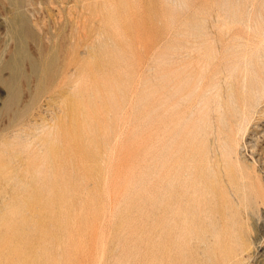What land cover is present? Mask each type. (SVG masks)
<instances>
[{"label": "rangeland", "instance_id": "rangeland-1", "mask_svg": "<svg viewBox=\"0 0 264 264\" xmlns=\"http://www.w3.org/2000/svg\"><path fill=\"white\" fill-rule=\"evenodd\" d=\"M219 6L233 20L215 40ZM263 11L264 0H0V264H211L207 246L178 233L177 253H167L164 193L171 187L170 210L180 208L174 219L198 216L204 229L215 199L223 206L231 183L239 186V160L264 192V65L251 50L264 39ZM244 62L256 67L246 86ZM229 68H238L234 94ZM254 89L263 94L259 110L240 132L236 109L252 103ZM233 139L236 159L227 155ZM259 190L260 246L251 264H264Z\"/></svg>", "mask_w": 264, "mask_h": 264}, {"label": "bare ground", "instance_id": "bare-ground-1", "mask_svg": "<svg viewBox=\"0 0 264 264\" xmlns=\"http://www.w3.org/2000/svg\"><path fill=\"white\" fill-rule=\"evenodd\" d=\"M48 1V0H47ZM20 2V1H19ZM22 2V1H21ZM31 2V1H30ZM65 2V1H64ZM14 3V2H13ZM60 3V2H59ZM62 3V2H61ZM47 4V3H46ZM53 4V3H52ZM11 5H12V3H11ZM18 5V4H17ZM33 5V4H32ZM15 6H16V3H15ZM221 6V5H220ZM220 6H219V10L215 13V15H214V21H215V23H216V31H215V40H217L218 38L220 39L221 38V35H220V32H218L219 30L221 31L222 29H224L225 28V26H227V25H229V21L230 20H233V18L232 19H227L226 18V15L228 14V16H229V12H230V10H229V12L227 13V14H224L223 12H222V10H220ZM20 8V7H19ZM25 8V7H24ZM234 8V7H233ZM223 9H227L226 7L225 8H223ZM17 10V9H16ZM216 10V9H215ZM19 11V10H18ZM21 11V10H20ZM262 11V10H261ZM23 12V11H22ZM264 12V11H263ZM233 13V12H232ZM236 12H234V14H235ZM238 13V12H237ZM25 14V13H24ZM12 15V14H11ZM17 15V14H16ZM21 15V14H20ZM248 15H250V14H248ZM247 15V16H248ZM22 16V15H21ZM237 16H239L238 14H237ZM241 16H242V14H241ZM241 16H239L238 18H240ZM250 17V19H251V15L249 16ZM20 18H22V17H20ZM236 18V17H235ZM242 19H243V17H241ZM248 18V17H247ZM237 19V18H236ZM242 19H238L239 21L240 20H242ZM253 19V18H252ZM27 20V19H26ZM245 20H246V18H245ZM244 20V21H245ZM8 21V20H7ZM21 21V20H20ZM254 21V20H253ZM252 21V22H253ZM26 22V21H25ZM28 22V21H27ZM231 22V21H230ZM236 22V21H235ZM242 22V21H241ZM249 22V21H248ZM255 22V21H254ZM262 22V21H261ZM263 22H264V20H263ZM7 23H9V22H7ZM39 24H40V22H38ZM244 23H246V22H244ZM28 24V23H27ZM26 24V25H27ZM222 24H223V26H222ZM250 24H252V23H250ZM257 23H255L254 25H256ZM260 24L261 23H259V28H260ZM212 25H214V23H212ZM248 25V24H247ZM262 25V24H261ZM28 26V25H27ZM251 26H253V24L251 25ZM263 26V25H262ZM223 27V28H222ZM11 28H13V27H11ZM27 28V27H26ZM237 28V27H236ZM263 28H264V26H263ZM234 30H235V27L233 28ZM254 29H256L255 28V26H254ZM12 30V29H11ZM218 30V31H217ZM225 30V29H224ZM224 30H222V31H224ZM262 30V29H261ZM25 31H26V29H25ZM27 31H28V28H27ZM232 31V30H231ZM256 31H258L257 29H256ZM13 32H15L14 30H13ZM29 32V31H28ZM218 32V33H217ZM228 32V31H227ZM236 33H238L237 32V30L235 31ZM226 33V32H225ZM229 33V32H228ZM11 34V33H10ZM235 34V33H234ZM240 34V33H239ZM256 34V33H255ZM229 35H231V34H229ZM241 35V34H240ZM254 35V34H253ZM259 35V34H258ZM264 35V34H263ZM261 36H262V34H261ZM232 37H233V34H232ZM234 37H235V35H234ZM238 39L240 38V37H237ZM262 38V37H261ZM236 39V38H235ZM212 41H213V39H212ZM253 41H254V39H253ZM256 41H257V39H256ZM211 42V41H210ZM245 42V41H244ZM219 43V42H218ZM238 43V42H237ZM240 43V42H239ZM247 43V42H246ZM253 43V42H252ZM210 44V43H209ZM208 44V45H209ZM216 44V43H215ZM241 44V43H240ZM243 44V43H242ZM247 44H249V43H247ZM185 45V44H184ZM212 45L214 46V43H212ZM252 45V44H251ZM244 46V45H243ZM243 46H242V49H244L243 48ZM248 46V45H247ZM210 47H211V45H210ZM209 47V53L211 54V56H212V52H210V48ZM217 47V46H216ZM231 47V46H230ZM236 47H237V45H236ZM251 47V46H250ZM214 48V47H213ZM239 48V47H238ZM245 48H246V46H245ZM253 48V47H252ZM23 49V48H22ZM181 49V48H180ZM237 49V48H236ZM250 49V48H249ZM212 50V49H211ZM252 51H253V55L252 56H255L257 59L259 58V61L261 60L262 61V65H264V39H262V42H261V44H259V45H257L254 49H251ZM214 51H216V49L214 50ZM244 51H246L247 52V50L246 49H244ZM252 51L250 52V53H252ZM219 52V51H218ZM249 52V51H248ZM24 53H25V51H24ZM208 53V54H209ZM214 53V52H213ZM242 53V52H241ZM245 53V52H244ZM26 54V53H25ZM178 54V53H177ZM184 54V53H183ZM238 54H239V51H238ZM21 56V55H20ZM214 56H216V55H214ZM243 56V55H242ZM241 56V57H242ZM250 56V55H249ZM22 57H24V56H22ZM28 57V56H27ZM26 57V58H27ZM188 57V56H187ZM204 57V56H203ZM210 57V56H209ZM25 58V57H24ZM178 58V57H177ZM206 59L205 60H207V58H208V56L207 57H205ZM180 59V58H179ZM204 59V58H203ZM202 59V60H203ZM211 59L213 60V57H211ZM253 59V58H252ZM210 59H208V61H209ZM212 60H210V61H212ZM255 60V59H254ZM244 61V60H243ZM260 61V62H261ZM214 62H216V60L214 61ZM227 63V62H226ZM234 63V62H233ZM243 63V62H242ZM245 63V65H244V72H243V74H241L240 75V73H239V71H238V73H239V75L240 76H242V80L244 79V82L242 81V83H243V85L244 86H246V83H249L248 82V79H247V72H250V71H254L255 70V66H253V65H251V63L250 62H244ZM207 64V63H206ZM209 64L210 63H208V66H209ZM214 64V63H213ZM10 65V64H9ZM212 65V64H211ZM222 65V64H221ZM227 65H228V63H227ZM227 65H226V67H227ZM231 65H232V63H231ZM230 65V66H231ZM243 64H241V66H242ZM260 65V64H259ZM205 66V63L202 65V67H204ZM14 67V66H13ZM220 67V66H219ZM238 67H240V66H238ZM10 68V67H9ZM183 68V67H182ZM200 68V70H201V72H202V70H203V68L201 69V67H199ZM262 66H260V69L262 70ZM205 69H206V66H205ZM236 69V68H235ZM235 69H230L229 68V70L227 71V72H230L231 73V70H234L235 71ZM238 69V68H237ZM236 69V70H237ZM182 70V69H181ZM243 70V69H242ZM241 70V71H242ZM257 71L259 70V67H257V69H256ZM14 71V70H13ZM206 71V70H205ZM233 71V72H234ZM204 72V71H203ZM236 72V71H235ZM260 72V71H259ZM217 73H218V75H217ZM245 73V74H244ZM254 73H256L257 74V72H254ZM13 74V73H12ZM222 74V73H221ZM251 74V73H250ZM264 74V73H263ZM201 75H205V72H204V74H201ZM219 76L220 74H219V72H216V74H215V76ZM224 75H226V73L224 74ZM238 75V76H239ZM258 75V74H257ZM169 76H171V75H169ZM178 76V75H177ZM216 76V77H217ZM221 76V75H220ZM263 76V75H262ZM25 77V76H24ZM172 77V76H171ZM175 77V76H174ZM202 77V76H201ZM248 77H249V75H248ZM257 77H259V76H257ZM10 78V77H9ZM166 78H168V74H167V77ZM175 78H178V77H175ZM191 78H192V80H194L193 79V76L192 77H190V80H191ZM197 78H200V76L198 77L197 76ZM220 78V77H219ZM219 78H217V79H219ZM22 79V78H21ZM171 79V78H170ZM169 79V80H170ZM187 78H185L184 80H186ZM215 79V78H214ZM235 75L233 74V73H231V74H229L228 75V81H227V79H226V81H227V85H229V89L232 91V93H233V90H234V86H236L235 84ZM246 79H247V82H245L246 81ZM167 80V79H166ZM203 79H201V81H202ZM222 80V79H221ZM220 80V81H221ZM7 81H8V78H7ZM173 81V80H172ZM171 81V82H172ZM196 81V80H195ZM199 81V85H200V83L202 84V82L200 81V80H198ZM213 81V80H212ZM216 81H219V80H216ZM169 82V81H168ZM188 81H186V83H187ZM191 82V81H190ZM197 82V81H196ZM222 82V81H221ZM240 82V81H239ZM12 83L13 82H11V85H10V88H11V86H12ZM191 83H193V82H191ZM190 83V84H191ZM212 83H215V82H212ZM212 83H211V85H212ZM225 83V82H224ZM245 83V84H244ZM172 84V83H171ZM198 84V83H197ZM218 84V83H217ZM216 84V85H217ZM189 85V84H188ZM193 85V84H192ZM215 85V87H217ZM224 85V84H223ZM243 85H240V86H242V87H244ZM251 85V84H250ZM249 85V86H250ZM191 86V85H190ZM207 86H209V84H207ZM238 86H239V84H238ZM248 86V85H247ZM253 86V85H252ZM19 87V86H18ZM168 87H169V85H168ZM179 87V86H178ZM180 87H181V85H180ZM179 87V88H180ZM193 87V86H192ZM205 87H206V85H205ZM213 87H214V84H213ZM241 87V88H242ZM39 88V87H38ZM203 88H204V86H203ZM208 88V87H207ZM212 88V87H211ZM245 88V87H244ZM244 88H242V89H244ZM248 88H250V87H248ZM247 88V89H248ZM18 89H20V88H18ZM190 89H193V88H190ZM239 89V88H238ZM251 89H252V87H251ZM255 89H257V88H255ZM254 89V91H256L255 92V94H254V92H253V95H251V97H252V99H251V101H252V103L249 105V103L247 104L248 105V107L246 106V109H243V110H241V108H239V107H237V111L240 113V123H239V121H238V123L240 124V132H241V130L243 129V127H244V125H245V123L252 117V115L253 114H256L257 112H258V97H261L263 94H264V80L262 81V85H261V88H260V91L263 93L262 95H260V96H258V90H255ZM155 90V89H154ZM181 90H183L182 88H181ZM180 90V91H181ZM205 90V92H207L206 91V88L204 89ZM244 90H246V89H244ZM244 90H242V92L244 91ZM250 90V89H249ZM12 91V90H11ZM156 91V90H155ZM217 91H219V90H217ZM247 91V90H246ZM252 91V90H251ZM36 92V91H35ZM189 92H191L190 90H189ZM195 92H196V90H195ZM216 92V91H215ZM241 92V93H242ZM249 92V91H248ZM17 93V92H16ZM152 94H153V92H151ZM180 92H178V94H179ZM193 93V92H192ZM217 93V92H216ZM215 93V94H216ZM252 93V92H251ZM260 93V92H259ZM35 94V93H34ZM152 94H150V96H152ZM205 94V93H204ZM215 94H214V98L216 97V98H218V99H220L219 97H217V96H215ZM217 94H219V93H217ZM216 94V95H217ZM234 94V93H233ZM232 94V95H233ZM236 94H238V93H236ZM244 94V93H243ZM149 95V94H148ZM183 95H185V94H183ZM188 95L190 96V94L188 93ZM193 95V94H192ZM191 95V96H192ZM206 95V94H205ZM204 95V96H205ZM19 96V95H18ZM23 96V95H22ZM35 97H36V95H34ZM190 96V97H191ZM202 96V95H201ZM235 96H237V95H235ZM234 95H233V97H231V98H234L235 97ZM243 96V95H242ZM245 96V95H244ZM16 97V96H15ZM187 98H188V96H186ZM185 97V98H186ZM190 97H189V100H190ZM211 97V96H210ZM224 97V96H223ZM264 97V96H263ZM262 97V98H263ZM206 98V97H205ZM213 98V99H214ZM215 98V99H216ZM239 98V97H238ZM240 98H242L241 96H240ZM32 99V98H31ZM183 99V98H182ZM193 99V98H192ZM207 99V98H206ZM210 98L208 97V100H209ZM212 99V100H213ZM214 99V100H215ZM218 99H216L215 101H217L218 102ZM245 99V98H244ZM243 99V100H244ZM33 100H34V98H33ZM207 100V101H208ZM213 100V101H214ZM242 100V99H241ZM260 100V99H259ZM35 101H36V99H35ZM181 101V100H180ZM187 101V100H186ZM191 101V100H190ZM211 101V100H210ZM215 101H214V103H215ZM33 102V101H32ZM192 102V101H191ZM200 102H202V100L200 101ZM204 102H206V100L204 99ZM216 102V103H217ZM219 102H220V100H219ZM219 102L217 103V105L219 104ZM231 102H232V100H231ZM36 103V102H35ZM186 103H188V101L186 102ZM208 103V102H207ZM241 103V102H240ZM179 104V103H178ZM181 104H182V102H181ZM191 104V103H190ZM202 104H204L203 102H202ZM197 105V104H196ZM195 105V106H196ZM208 105L209 104H206V105H204V106H207L208 107ZM221 104H219L218 106H220ZM179 106V105H178ZM194 106V107H195ZM215 106H216V104H215ZM250 106V107H249ZM193 107V108H194ZM199 107H201V106H199ZM199 107H198V109H199ZM212 107L214 108V106L212 105ZM211 106H210V108H212ZM195 108H197V107H195ZM223 108V107H222ZM209 109V108H208ZM233 109V111H234V108H232ZM262 109V108H261ZM195 110V109H194ZM193 110V111H194ZM207 110V109H206ZM212 110V109H211ZM214 110L216 111V108H214ZM213 110V111H214ZM219 110H221V109H219ZM199 112L200 110H196V112ZM203 111V110H202ZM218 111V110H217ZM223 111V110H222ZM232 111V112H233ZM263 111V110H262ZM209 112V111H208ZM211 112V111H210ZM209 112V113H210ZM32 113V112H31ZM193 113V115H194V112H192ZM207 113V112H206ZM205 113V114H206ZM208 113V114H209ZM224 113V112H223ZM235 113V112H234ZM195 114H197V113H195ZM205 114H203V116L202 117H206V116H208L207 114L205 115ZM210 115V114H209ZM198 116H200V115H198ZM255 116V115H254ZM204 117V118H205ZM213 117V116H212ZM191 118H192V116H191ZM203 118V119H204ZM199 119V118H198ZM197 119V120H198ZM206 119H208L209 120V118H206ZM211 119V118H210ZM200 120H202L201 118H200ZM210 121V120H209ZM209 121L208 122H206V120L204 121L205 123H208V125H210V123H209ZM196 124H198V123H196ZM195 124V125H196ZM200 124V123H199ZM202 124V123H201ZM194 125V126H195ZM53 127V126H52ZM196 127V126H195ZM205 127V126H204ZM207 127V129L206 130H209L208 129V127L209 126H206ZM234 127V126H233ZM198 128V127H197ZM199 128H200V126H199ZM210 128V127H209ZM244 129H245V127H244ZM200 130H202V128L200 129ZM42 132H43V130H42ZM201 133H202V131H201ZM209 134H210V132H209ZM233 134H235L234 132H233ZM239 134V133H238ZM204 135H206V134H204ZM232 135V134H231ZM235 136H236V134H235ZM230 137V136H229ZM48 138V137H47ZM235 139V138H234ZM234 139H233V141H234ZM229 140V139H228ZM228 143H229V141H228ZM227 143V144H228ZM237 146H238V139H236L235 141H234V144H232V149H231V151L230 152H228L227 151V155L229 156V157H231V158H233V154L237 151V150H239V148L237 149ZM225 149V148H224ZM228 148H226L225 150H227ZM52 150V149H51ZM50 150V151H51ZM52 152V151H51ZM54 152V151H53ZM237 153V152H236ZM239 154V153H238ZM238 154L236 155V156H238ZM58 155H59V153H58ZM42 156V155H41ZM55 156V155H54ZM54 156H50V157H54ZM57 156V155H56ZM55 156V157H56ZM235 158V157H234ZM233 158V159H234ZM52 159V158H51ZM50 159V160H51ZM236 159V158H235ZM240 159V158H239ZM54 160H55V158H54ZM236 161V160H235ZM45 162V161H44ZM51 162V161H50ZM54 162V161H53ZM243 162V161H242ZM42 163H43V161H42ZM239 163L241 164L240 165V173H239V175H240V178H239V186H236V184L234 185L233 183H231V185H230V191H229V196H230V199L231 200H229V201H225L224 202V204H223V206L217 201L218 199H215V201H214V207H212L214 210H213V212H212V214L211 215H209V217L210 218H207L206 220H208V223L206 222V220H205V222L207 223V225L209 226H207L206 228H201L200 227V225L201 224H203V223H198V219H197V217L196 216H192L193 218H191V216H190V219H188L185 215L186 214H184L185 213V211L183 210V214L182 215H184L185 217H183V216H181V217H183L184 219L183 220H180L181 218H179L178 220H176V219H174L173 218V216L172 215H174V213H175V211L176 210H178L179 211V209L180 208H178V209H176L174 212H171L172 210H170V206L171 205H173V204H171V203H174L175 201H174V198H173V202H171V198L173 197L172 195V192H171V187H168V189H166V191H167V193H164L165 195H166V198L164 197V200H165V203H164V200H163V205L165 204V205H167V208H166V206H165V210L164 211H166V209H167V217H166V229H164V230H166L165 231V234L164 235H166V238H165V236L163 235L161 238H165V239H163V240H166V241H163V242H165V244L161 241V244L163 245H165L164 246V248L166 249V251H167V253L168 254H171V257L172 256H174L175 255V253H177V252H175V253H173V250H175V249H173L172 248V243L174 242V244H175V242H177V241H173L172 242V235H173V232L174 233H176V234H174V235H177V233L179 234V238L181 237V236H183V242H185L186 241V238L189 236L190 237V241L192 242V243H200L201 245H204V246H207L208 248H209V251H210V253H209V261H210V263L211 264H251V261L253 260V259H255V256L257 255V253H258V247L260 246L258 243V216H259V212H260V209L258 208V203H259V201H261L260 200V196L258 195V190H259V188H256L257 186H259L260 184H262V183H260L261 181H259L258 180V178L257 179H255L256 180V182H257V180L259 181V183L257 182L256 184H259V185H256L255 184V180L252 178V176L253 175H249L250 173H252V171L249 173V174H245L244 173V168L242 167V163H241V160H239ZM41 164V163H40ZM236 164V163H235ZM244 164V163H243ZM246 164H248V163H246ZM1 165V164H0ZM39 165V164H38ZM50 165V164H49ZM237 165H238V167H239V164L237 163ZM236 165V166H237ZM5 165H3V167H4ZM37 166V165H36ZM44 166H46V163H45V165ZM231 166H233V165H231ZM251 166V165H250ZM40 167V166H39ZM228 167V166H227ZM238 167H236L237 169H238ZM246 167V166H245ZM248 167V166H247ZM253 167H254V165H253ZM47 168H49V166L47 167ZM229 168V167H228ZM35 170H36V172H38L39 173V171H37L38 170V168L36 169V168H34ZM45 169V168H44ZM232 169H233V167H232ZM231 169V170H232ZM248 169H249V167H248ZM248 169H246V171L248 170ZM252 169H255V168H252ZM34 170V171H35ZM46 170V169H45ZM231 170H230V172H231ZM256 170V169H255ZM36 172H34L35 174H36ZM229 172V173H230ZM236 172V173H237ZM249 172V171H248ZM247 172V173H248ZM254 172H257V171H254ZM43 173V172H42ZM232 173V172H231ZM235 173V172H234ZM237 173V174H238ZM236 174V175H237ZM37 175V174H36ZM44 175V174H43ZM47 176V175H46ZM45 176V177H46ZM174 176H176V175H174ZM179 175H177L176 177H178ZM188 176V175H187ZM196 176V175H195ZM17 177V176H16ZM38 177V176H37ZM189 177V176H188ZM231 177V176H230ZM253 177H255V175L253 176ZM166 178V177H165ZM185 178H186V176H185ZM198 178V177H197ZM203 178V177H202ZM7 179H9V177H7ZM49 179V178H48ZM47 179V180H48ZM12 180H13V178H12ZM41 180V179H40ZM167 180V181H166ZM165 180V182H168V178ZM173 180V179H172ZM176 181H177V179H175ZM179 180H181V179H179ZM186 180L187 181H189V180H191V179H187L186 178ZM200 180H201V178H200ZM42 181H43V179H42ZM182 181V180H181ZM210 180H208V182H209ZM213 181V180H212ZM43 182H45V181H43ZM178 182V181H177ZM183 182H184V180H183ZM190 182V181H189ZM196 182V181H195ZM48 183V182H47ZM182 183V182H181ZM211 183V182H210ZM214 183V182H213ZM166 184V183H165ZM176 184V183H175ZM177 184H179V183H177ZM185 184H186V182H185ZM188 185H189V183H187ZM264 184V183H263ZM40 185H41V183H40ZM168 185H170V184H168ZM183 185V184H182ZM187 185V187H189ZM192 185V184H191ZM194 185V184H193ZM195 185H196V183H195ZM256 185V186H255ZM42 186V185H41ZM178 186V185H177ZM180 186H181V184H180ZM185 186V185H184ZM184 186H183V188H184ZM175 187V186H174ZM179 187V186H178ZM260 187V186H259ZM262 187V186H261ZM260 187V190L263 192V188H261ZM177 188V187H176ZM183 188H181V189H183ZM198 188V187H197ZM197 188H195L194 187V189H196L194 192H196L197 191ZM165 189V188H164ZM180 189V187L179 188H177L176 190L178 191ZM186 187H185V189H183L184 190V193H185V191H186ZM190 189V188H189ZM188 189V190H189ZM226 189H228V187L226 188ZM258 189V190H257ZM49 190V189H48ZM175 190V189H174ZM175 190V191H176ZM259 190V191H260ZM46 191V190H45ZM51 191H53V190H51ZM50 191V192H51ZM176 191V192H177ZM203 192V191H202ZM201 192V193H202ZM227 192V191H226ZM261 192V193H262ZM45 193V192H44ZM47 193V192H46ZM180 193V192H179ZM198 193V192H197ZM218 193H220V192H218ZM217 193V194H218ZM224 193V192H223ZM264 193V192H263ZM262 193V194H263ZM5 194H8V193H5ZM48 194V193H47ZM180 194H183L182 192L180 193ZM188 194L189 195H191V193H187V196H188ZM216 194V193H215ZM199 195V194H198ZM222 195V194H221ZM174 196H175V194H174ZM176 196H178V194L176 195ZM175 196V197H176ZM201 196V195H200ZM185 197V196H184ZM194 197H195V195H194ZM205 197H207V195L205 196ZM183 198V197H182ZM186 198H189V199H187L186 200ZM218 198V197H217ZM220 198H222V197H220ZM225 198V197H224ZM1 201H0V203L3 201V200H5V196H2L1 195ZM178 199H180V197L178 196ZM199 199V198H198ZM181 200H183V199H181ZM184 200H186L187 202H188V200H190V197H185V199ZM193 199H191L190 201H192ZM238 200V203H240V209L242 208V210H237L236 209V203H235V201H237ZM189 201V202H190ZM204 201V200H203ZM194 202V201H193ZM193 202H190L191 203V205H192V207H194V205L196 204V202H195V204L193 203ZM202 201H200V203H201ZM180 203V201L177 203V204H179ZM181 203H182V201H181ZM194 205H193V204ZM205 203V202H204ZM210 203V202H209ZM260 203H262V201L260 202ZM259 203V204H260ZM171 204V205H170ZM176 204V205H177ZM183 204H185V201H183ZM199 204V203H198ZM263 204V203H262ZM186 205V204H185ZM178 206V205H177ZM200 205H198V207H199ZM209 206V205H208ZM222 206V208H223V210L220 208ZM1 207V206H0ZM176 207V206H175ZM184 207V206H183ZM197 207V205H196V208H198ZM9 208H11V206L9 207ZM9 208H7V210H9ZM186 208H187V205H186ZM196 208H194V209H196ZM200 209L201 208H203V207H199ZM210 208V206L207 208V209H209ZM172 209H173V207H172ZM182 209V208H181ZM190 209V208H189ZM199 209V210H200ZM220 209H221V211H220ZM191 210V209H190ZM189 210V211H190ZM202 210H204V209H202ZM201 210V211H202ZM211 210V209H210ZM209 210V211H210ZM2 211H3V209H2ZM4 211H6L5 209H4ZM182 211V210H181ZM212 211V210H211ZM187 212V211H186ZM191 212V211H190ZM193 212H198V210H196V211H193ZM193 212H191L190 214L191 215H193L194 213ZM8 213V212H7ZM171 213H172V215H171ZM189 212H187V214H188ZM202 213H204V211L202 212ZM201 213V214H202ZM2 214V213H1ZM176 214V213H175ZM190 214H188V215H190ZM207 214V213H206ZM206 214H204V217H206V216H208V215H206ZM180 215H181V213H180ZM195 215H197V214H195ZM4 216H5V213H4ZM164 216H165V214H164ZM178 216V215H177ZM7 217V216H6ZM34 218V217H33ZM163 218H165V217H163ZM177 218V217H176ZM7 220H8V217L6 218ZM180 221H182V222H180ZM163 223H164V220H163ZM205 223V224H206ZM165 224V223H164ZM202 227H204V225L202 226ZM200 228H201V230H200ZM207 228H209V229H207ZM184 230L182 233H179L178 231L180 230ZM163 230V229H162ZM163 230V231H164ZM256 232V235H253L254 233ZM162 233H164V232H162ZM173 239H176V238H173ZM178 239V238H177ZM176 239V240H177ZM154 240V239H153ZM181 239H179V241H180ZM185 240V241H184ZM157 241V240H156ZM155 241V242H156ZM160 241V240H159ZM158 241V242H159ZM178 241V242H179ZM150 242H152V240H150ZM149 242V243H150ZM154 242V241H153ZM182 242V243H183ZM157 243V242H156ZM180 243H181V241L179 242V243H176L178 246L177 247H180L179 245H180ZM181 243V244H182ZM186 243H188L189 244V246H190V242H186ZM153 244V243H152ZM158 244H160V243H158ZM184 245V244H183ZM49 246V245H48ZM157 246V245H156ZM161 246V245H160ZM159 246V247H160ZM182 247V246H181ZM184 247H185V245H184ZM153 248H156L155 246H153ZM161 248H163V247H161ZM163 248V249H164ZM151 249H152V247H151ZM160 249V248H159ZM183 249V248H182ZM184 249H186V248H184ZM190 249V248H189ZM188 249V250H189ZM153 250V249H152ZM158 250V249H157ZM180 250V249H179ZM165 251V250H164ZM164 251H163V253H164ZM185 251V250H184ZM152 252V251H151ZM159 252V251H158ZM190 252V251H189ZM157 253V251H155L154 252V255ZM182 253H183V250H182ZM186 253H188V251L186 252ZM26 254V253H25ZM151 254V253H150ZM165 254V253H164ZM181 254V253H180ZM190 253H188V255H189ZM178 255H179V253H178ZM177 254H176V256H178ZM182 255V254H181ZM187 255V254H186ZM152 256V255H151ZM165 256V255H164ZM164 256H162L161 255V257L163 258ZM180 256V255H179ZM178 256V257H179ZM166 257V256H165ZM167 257H169V256H167ZM186 257V256H185ZM162 258H161V260H162ZM170 258V257H169ZM152 259H153V257H152ZM155 259V258H154ZM154 259H153V261H154ZM173 259H174V257H173ZM172 259V260H173ZM184 259V257H182V259L180 258L179 260H183ZM41 260V259H40ZM151 260V259H150ZM164 260V259H163ZM162 260V261H163ZM170 260L171 259H169V262H170ZM171 260V261H172ZM178 260V261H179ZM185 260H186V258H185ZM184 260V261H185ZM160 261V260H159ZM161 261V262H162ZM183 261V262H184ZM165 262V261H164ZM182 262V263H183ZM188 261H186V263H187ZM198 262V261H197ZM253 262V261H252ZM27 263V262H26ZM172 263V262H171ZM171 263H169V264H171ZM189 263V262H188ZM152 264H153V262H152ZM161 264V263H160ZM173 264V263H172ZM175 264H176V262H175ZM179 264H180V262H179ZM184 264H185V262H184Z\"/></svg>", "mask_w": 264, "mask_h": 264}]
</instances>
